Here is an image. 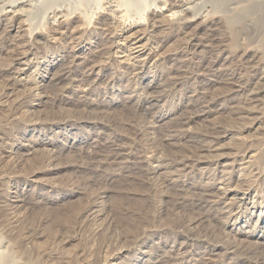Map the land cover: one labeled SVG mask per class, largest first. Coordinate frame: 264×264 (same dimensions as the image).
Segmentation results:
<instances>
[{
    "label": "bare ground",
    "instance_id": "bare-ground-1",
    "mask_svg": "<svg viewBox=\"0 0 264 264\" xmlns=\"http://www.w3.org/2000/svg\"><path fill=\"white\" fill-rule=\"evenodd\" d=\"M120 1L108 0L80 25L81 12L50 8L39 27L29 17L32 0L0 2L2 230L23 244L41 237L44 217L27 219L44 199L26 198L19 185L64 169L73 176L67 192L85 198L73 224L57 226L52 241L67 245L90 226L97 242L75 254V264H264V242L240 229L249 211L264 213L255 209L264 203V141L246 136L264 121V57L248 44L232 47L226 28L234 19L225 20H240L243 32L264 31L257 23L264 0H146L143 15L132 17ZM170 31L177 41L164 54ZM122 83L130 95L118 108ZM44 104L47 110L35 111ZM224 114L231 121L196 129ZM24 126L36 133L31 146L16 143ZM72 130L84 145L60 165ZM38 147L44 154L28 165ZM121 184L135 187L126 195L139 193L151 209L125 210L119 217L128 223L114 234L108 198ZM163 213L176 219L172 227L161 222ZM218 251L228 262L211 261ZM3 253L0 264H21L12 256L3 261Z\"/></svg>",
    "mask_w": 264,
    "mask_h": 264
},
{
    "label": "rangeland",
    "instance_id": "rangeland-1",
    "mask_svg": "<svg viewBox=\"0 0 264 264\" xmlns=\"http://www.w3.org/2000/svg\"><path fill=\"white\" fill-rule=\"evenodd\" d=\"M2 1L3 0H0V2H2ZM145 1L146 0H121L120 5H122V8L128 14H130L129 16H131L132 14H134V15L137 14L136 13L137 11L140 13V11H139L140 6L142 5V3L145 4ZM147 1H149V0H147ZM208 1L212 2L213 0H208ZM107 2H108V0H32V5L33 4H35V5H33V7H31L32 9L30 8L32 12L30 11L29 17L31 19H33L35 22L37 21L39 24L37 22L36 23L39 27V26L43 25L44 22L46 21V19H47L46 17H48V15H49L50 8H51V10H54L56 8V9H66V10H69L72 12L73 11H75V12L79 11L83 15V17H81V19L79 20V23H78L80 25L86 21L87 17L88 18L91 17L97 9L104 8L106 6ZM205 5H206V3H201L200 7L205 6ZM220 9H216V10L219 11ZM140 14L143 15V12H141ZM134 15H132V16H134ZM226 17H227V19H226ZM226 17H225V20H227V21L230 19H234L233 20L234 24H232V21H228V22H231L232 27L230 25V27L226 28V29H228V30H226V31H228L227 32L228 39L230 38L229 40H231V42L229 41L230 45L234 48L239 47V46L241 47V45L243 47L245 44H248V46L245 45L244 47H248V48L250 47L252 49H256V47H257L256 50H259V53H261V54L263 53L262 55L264 57V31L260 30V31H256V32H247V31L243 32L242 27H240V24H242L240 20H238V22L235 23V21H237L235 17H232L230 15H228ZM263 22H264V18L257 20L259 27H264ZM24 28L26 29L27 27L24 26ZM239 30H240V32H239ZM235 31H236V34H235ZM168 33L169 34H167V35L165 34L167 37L166 43L162 48V53H164V54L168 53L177 41V36H176L177 34L176 33H173L172 31H170ZM15 34L16 33L14 31L11 33V35H15ZM259 34H261V35H259ZM260 50H261V52H260ZM0 62L3 63L2 59L0 60ZM56 70H57L56 67H54L51 71H49V72H51V73H49L50 75H48L45 79H43L45 81V82H43L44 84L49 82V80L52 78V73H55ZM31 74H33V72H31ZM127 86L128 85L126 83H122L121 85L116 86L118 91H120L119 92V94H120L119 99L117 98L118 100H116V102H115L116 103L115 105L118 106V108L120 107L121 102H123V100L125 99L124 97L127 95L128 96L130 95V90H128L129 86L128 87ZM48 106H49V104H44L42 106L37 107V109L35 111L36 112H42L44 110H47ZM115 111L117 114V112L120 111V109H117ZM229 121H231L229 115H227V114L217 115L214 118H212L210 122L200 123V124L196 125V129L197 130H204L211 123H225V122H229ZM236 124H237L236 122H232V125H236ZM27 125H29V124H27ZM25 127H27V129H28V131L25 132V134H24L25 137H23V139H21L19 142H16V143H21V145H23V147H25L27 145L31 146V141L34 139V138L31 139V138L34 137V135H36V133L32 130L33 127L24 126L23 128H25ZM15 131H16L15 129H12L10 131L12 136H15L17 134ZM72 131L67 132L68 136H69L67 140H68V142L73 141V145L71 148H69V150L64 152V154H62L59 157V160L57 162L60 165L64 164V162L67 160V157L71 156L70 154L80 150L84 145V143H83L84 142V136L81 135L79 132L77 134L76 130H72ZM11 134H10V136H11ZM246 136L250 139L255 140V141H259V140H260V142L264 141V121L260 124V126H255L250 131V133L248 132L246 134ZM10 138H12V137H10ZM52 138L53 137L48 136L47 138L44 139V141H48L49 139H52ZM23 143H25V144H23ZM42 149H43L42 147H38V150L36 151V153L33 152L34 156L30 155L29 157L26 158V162H28L27 163L28 165L35 163L36 162L35 160H37L36 158H39V157H41V155L44 154ZM23 150H24V148H23ZM28 158H32L33 160L32 159L29 160ZM19 176H21V175H19ZM90 176L91 175L85 176V179L87 180V182H93L94 183L95 180L90 179ZM72 177H73L72 172L70 170L66 171L64 169H60V171L57 174L51 175V176H49V178L48 177L42 178V177L37 176L35 178H32V180L26 179V182L20 183L19 190L25 194L26 198L34 197V196H37L40 198L42 196L41 199L42 200L44 199L43 205L40 204L39 208H37L36 210H34L35 212L33 211L32 214H30L27 221L31 222L30 220L34 219L32 222H34V221L36 222V220L43 219V217H44L45 223L40 230V232L42 231L41 232L42 236L39 238H35V240L33 242H30L28 244L27 243H24V244L21 243L19 241V238L16 237L15 235L10 236V234L4 232L2 230V227L0 226V245H2V246H0V249L2 252L4 251V253L2 255L3 261H6L7 257H9L10 259H12V258L14 259L17 257L16 260L19 261L21 264H75V262H74V258L76 256L75 254H78L80 252H87L90 249H93L94 247L97 246V242H93L91 240V236H90L91 227L90 226L84 227L82 230L75 233L74 235L71 234V236L73 235V240H71V242L67 245H60V244L55 245V243H53V241H52V236L54 235V232L56 230L55 228L57 226L64 225L65 223H71L68 226L72 225L73 224L72 215L76 211H78L82 207V205L84 204V198L85 197L80 192L76 193V194L67 192L69 189L68 183L70 182ZM130 187H132L131 188L132 190H135L134 189L135 187L129 186V185L127 186L126 184L115 185V186L110 188L112 193L110 194V196L108 198V204L110 203V205L112 206V208L114 210V212L111 213V218L114 220V223L112 225V229L114 228L113 229L114 234H120L121 233V231H122L121 223H128V219H125L124 217H119V215L125 214V210L132 211V210H138V209H143V208H146L147 210L151 209L147 203H143L140 200V198L137 197V196H139V193H136V199L133 197L129 198L126 195L128 193L131 194L133 192V191H131V189H129ZM127 189H129V190H127ZM262 208H264V203L257 204L255 209H262ZM249 215L251 216L249 222L246 224H243L244 225V226H242L243 228L241 227L240 229H241V231H248V230L250 231L251 230L255 235L251 236L250 240L253 241L256 239L253 242L258 241V243H261V241H262V243H263L264 242V238H263L264 213L258 214V211L254 212V213H253V211H249ZM29 218H32V219H29ZM259 218L262 220L261 222H259ZM161 222L163 224H165L166 228H170L176 223V219L171 214L163 213V215L161 216ZM130 223H132V222H130ZM247 224H249V225H247ZM205 226L208 227V224H205ZM211 229H213V231L215 233H217L216 228L211 227ZM168 233H169L168 231L161 232L159 235L160 239L164 240L165 237L168 236ZM258 233H259V235H258ZM3 246H5L6 248H4ZM42 251H44V252H42ZM11 256H12V258H11ZM124 260L127 261L126 259H124ZM124 260H122V261L125 262ZM145 260H146V258H142L141 260L135 259L134 261L132 260L131 263L148 264V261H145ZM211 261L212 262L215 261L218 263L223 262V261L228 262V260L226 259V255L223 251H218L213 257H211ZM120 262L121 261H119V263Z\"/></svg>",
    "mask_w": 264,
    "mask_h": 264
}]
</instances>
